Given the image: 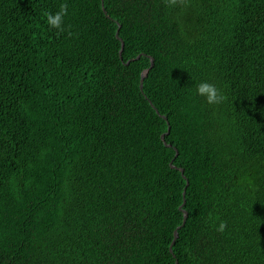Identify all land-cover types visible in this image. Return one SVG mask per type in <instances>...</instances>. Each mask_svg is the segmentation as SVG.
<instances>
[{"label":"trees","instance_id":"trees-1","mask_svg":"<svg viewBox=\"0 0 264 264\" xmlns=\"http://www.w3.org/2000/svg\"><path fill=\"white\" fill-rule=\"evenodd\" d=\"M176 261L264 264V0H0V264Z\"/></svg>","mask_w":264,"mask_h":264},{"label":"clouds","instance_id":"clouds-1","mask_svg":"<svg viewBox=\"0 0 264 264\" xmlns=\"http://www.w3.org/2000/svg\"><path fill=\"white\" fill-rule=\"evenodd\" d=\"M172 2H174V0H172ZM67 15H68V5L65 3L62 4L59 10L56 11L55 13L49 12L46 14L47 25L51 29L57 30L58 33L63 32L65 27V18ZM195 93L198 96L203 97L206 100L207 104L209 105L219 104L225 99L221 90L217 88L216 85L211 84L207 81L198 82L195 85ZM226 228H227V223L220 222L217 227V231L224 232Z\"/></svg>","mask_w":264,"mask_h":264},{"label":"water","instance_id":"water-1","mask_svg":"<svg viewBox=\"0 0 264 264\" xmlns=\"http://www.w3.org/2000/svg\"><path fill=\"white\" fill-rule=\"evenodd\" d=\"M117 35H118V33H117ZM123 47H124V42L122 41V48H121V50H120V55L122 54ZM140 56H141V54L138 55L136 58H140ZM121 57H122V56H121ZM130 62H131V60H129L127 63H130ZM153 64H154V59H152V64H151V66H153ZM146 74H147V73L145 72V73L143 74V76H142V79H141V85H140L141 89L143 88V80H144ZM169 131H170V126H169L168 131H167L166 133L162 134V139L165 140V135L168 134ZM168 145L170 146V144H168ZM176 155H178V152H176ZM181 172H182L183 177L186 178L184 168L181 169ZM188 184H189V181H187V185H188ZM187 185H186V186H187ZM185 193H186V187H185V189H184V191H183V195H184V197H185ZM184 204H185V198H184V202H183V204L180 206V209L184 212V220H183L182 225L178 226V228L175 229V231H174V239H173V242H172V244H171V246H170V251H173V244L175 243V241H176V239H177V237H178V230H179V229L185 224V222H186V220H187V217H188V212L185 211V210L183 209V205H184ZM176 264H179V262L176 261Z\"/></svg>","mask_w":264,"mask_h":264}]
</instances>
